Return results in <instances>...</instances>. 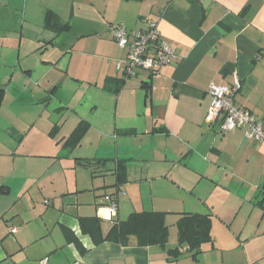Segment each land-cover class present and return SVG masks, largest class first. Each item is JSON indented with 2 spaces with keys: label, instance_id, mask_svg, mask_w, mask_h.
Here are the masks:
<instances>
[{
  "label": "crops",
  "instance_id": "0c3cea01",
  "mask_svg": "<svg viewBox=\"0 0 264 264\" xmlns=\"http://www.w3.org/2000/svg\"><path fill=\"white\" fill-rule=\"evenodd\" d=\"M48 13L70 29L58 32ZM150 23L177 61L108 92L107 78H125L128 53L113 28ZM235 76L234 103L264 123V0H0V264H264V142L207 121L209 87ZM83 122L86 135L65 149ZM123 160L127 181L117 187ZM110 197L114 222L165 213L167 247L96 243L80 219H99L106 235ZM184 213L210 215L213 242L173 261L170 227Z\"/></svg>",
  "mask_w": 264,
  "mask_h": 264
},
{
  "label": "trees",
  "instance_id": "16d2710c",
  "mask_svg": "<svg viewBox=\"0 0 264 264\" xmlns=\"http://www.w3.org/2000/svg\"><path fill=\"white\" fill-rule=\"evenodd\" d=\"M51 18L54 20L52 27H57L58 32L70 29L69 23H61L59 18L53 13H48L47 15L48 24L51 22ZM151 76L153 75L151 74ZM126 79V76L120 79L107 78L104 89L113 94H119L124 87ZM89 127L90 125L87 122L81 123L65 141L64 148L68 150L75 149L86 135ZM106 161L102 160V162ZM100 162L101 160L96 163ZM127 162V160L118 161L117 187L122 186L127 181ZM88 164H91V162ZM115 201L117 203L116 199ZM259 205L264 208V199ZM165 217L166 214L163 212H134L125 221L114 222L113 219L112 222L115 224L110 227L106 235H103L100 220L97 218H81L80 224L82 230L89 233L96 243L109 241L126 246L132 238H135L138 246L141 247L159 246L166 248L170 231ZM176 225L178 247L168 250V255L173 261L178 260L184 254H189L195 259L201 254L203 245L213 242L211 236L212 218L210 215L184 213ZM184 246L187 247L186 251L183 250Z\"/></svg>",
  "mask_w": 264,
  "mask_h": 264
},
{
  "label": "built area",
  "instance_id": "2783aa9c",
  "mask_svg": "<svg viewBox=\"0 0 264 264\" xmlns=\"http://www.w3.org/2000/svg\"><path fill=\"white\" fill-rule=\"evenodd\" d=\"M112 32L120 48L128 51L123 69L127 78L136 77L141 71L157 75L162 67L178 59L174 47L161 36L156 23H150L149 29L145 31L130 32L123 26H116ZM117 69L122 70L121 63L117 64ZM241 87V81L237 76L232 86L212 84L209 93L213 100L207 121L211 124H219V130L223 134L246 129L247 139L262 143L264 123L250 111L234 103V95ZM107 211L106 220L112 222L118 211V205L112 197L109 198ZM11 232L15 234L16 230L12 228ZM39 264H48V259H43Z\"/></svg>",
  "mask_w": 264,
  "mask_h": 264
},
{
  "label": "rangeland",
  "instance_id": "374dc122",
  "mask_svg": "<svg viewBox=\"0 0 264 264\" xmlns=\"http://www.w3.org/2000/svg\"><path fill=\"white\" fill-rule=\"evenodd\" d=\"M47 107V106H46ZM44 108V107H43ZM52 109H54V108H49V110H52ZM35 113V112H34ZM34 113H32L31 115H33V116H36V122L35 123H37L36 124V128H38L40 131H42L44 128H45V124H46V120L45 119H40L39 117H40V109H37V113H36V115H34ZM49 114H54V113H51V111L50 112H48ZM48 113H46V116H49L48 115ZM33 122V123H34ZM34 123V124H35ZM38 131V130H37ZM50 140V139H52V137L50 136V137H45V138H43V140L44 141H47V140ZM61 139V137L60 136H58V138H57V140H60ZM30 151L31 150H25V149H22L21 150V155H26V154H29L30 153ZM60 151L61 150H58V152L57 153H60ZM31 155H33V154H31ZM23 160V159H22ZM29 160H31V161H29L28 163L31 165V164H34V163H37L36 161H38V163H40V164H45L44 162H49V160L48 159H45V158H43V159H41V158H31V159H29ZM61 162H62V159H58V160H55V165H54V168H57V167H59L60 168V166L62 165L61 164ZM134 162V161H133ZM145 189H148V187H146L145 186ZM144 194H145V198L147 199V201H151V198H149V192L148 191H144ZM170 230H171V235H172V237H173V233H174V231H175V233H177V227H175V226H171L170 227Z\"/></svg>",
  "mask_w": 264,
  "mask_h": 264
}]
</instances>
